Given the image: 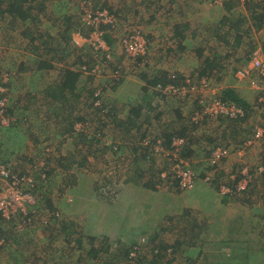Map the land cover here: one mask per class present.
<instances>
[{"label":"rangeland","instance_id":"obj_1","mask_svg":"<svg viewBox=\"0 0 264 264\" xmlns=\"http://www.w3.org/2000/svg\"><path fill=\"white\" fill-rule=\"evenodd\" d=\"M83 1H87L88 4H90L86 15L91 11L90 8L94 7V9H99L103 4V0H43L44 6L42 7L39 3L35 5V8L37 10L40 8L38 10L40 13L43 9L44 15L42 14L40 23H37L36 26L31 25L30 29L28 27L23 29L15 27L16 30H12L10 24L6 25L3 20H0V83L5 78L8 79L7 83L10 81L11 84L9 85H12L10 91L8 89L7 92L9 93L8 98H10V115H7V118H9L8 120H10V123L8 127H3L0 123V165H6L5 167L10 170L13 169V171L17 173L28 168L30 164L29 160H31L32 163H37V161L41 159V165L46 167L45 170L49 174V181L44 188L39 191V194L31 189L29 190V188L23 190V195L26 197L23 201V206L25 208L27 206L28 213L32 211H34L35 214L37 211L40 213L36 216L34 214V219L30 216L29 224L33 221L31 226H27L29 224H26L25 226L27 227H25L17 224L19 223L18 218L21 217V213L19 212L17 215L20 217H16L17 219L14 220L12 216L10 220H6L2 217L1 220L0 218L1 232H8L6 235L8 239H6L7 241L5 240V243H3L0 248V264H111L114 261L118 264H126L124 262V254L131 249V245L139 236L146 240V242L144 240L140 241L141 244H145V251L140 252L141 260L139 264H153L151 261L156 264L161 260L160 256L163 254L166 255V258L169 259L170 257L173 260L172 264H187L186 261H192L194 257L199 260V264H223L224 260H247L248 258V262L255 263L256 260L251 261L250 257L242 255L244 251H237L236 254L234 253L231 256L229 251H222L223 247L219 248V246L214 245L216 241L221 239H234L237 233L240 238L243 237V243L246 245L244 250L248 246L250 254L259 258L256 264H264V238L258 239V234L260 232L264 233L262 227L264 222L261 226L255 225L253 219V215L256 212L254 209L264 210V197L262 196L264 192L263 177H259L253 183L254 189L252 188V191H254L253 194H257V196H250L251 201L247 204L239 200L240 197L227 199L220 197L215 191L218 198L225 201V204L229 205L231 203V205H235L236 207H243L242 210L239 211L236 208L234 211L235 208H233V206L223 205L224 208L214 209L211 212L204 211L201 216L196 218L193 215L191 216V213H185V211H201V208L205 206L203 205L204 201H193L191 195L186 196L187 192H179L174 185L159 184L155 186L156 181L153 178L154 175H156L155 173H159L162 169H164L162 171H166L168 168H164L167 166L164 159L152 157L149 161H138L139 169H136V165H133V163L128 160V157L133 156V154H131L129 150H126L127 148L117 147L120 142V145H132L133 141L136 142L140 139L137 137L140 136L141 133H145L149 138L152 136L162 137L165 134L171 135L176 132L188 134V132L184 131V128H172L173 125L170 123L171 116L169 115L171 111H164L161 108L162 105L169 107L173 104L172 100H167V98H171L168 94L156 93V91L154 92L151 88H147L148 93H151L153 99L145 103V105H142V112L147 116L140 117L138 120V124H142L139 129L141 131L135 129L134 131L133 129L125 131L122 128L119 129L118 125L114 127L110 122L108 123V127L104 126L103 123L97 119L96 115L98 114H96V111L88 106L90 99L85 100V98L89 96L93 90V85H96L95 83L93 84L92 81L95 82L96 80L89 81L87 79L80 85L77 84L76 89L70 90L67 96L69 100L68 105L72 107V119H76L74 118L75 115L89 122V124L86 125L88 127V133L91 135L94 134L93 136L96 139H100L101 142V144L88 145L86 147L79 144L82 143L79 138L68 137L64 140L62 139L63 137L58 135V130L61 125L57 127L54 121L51 120V122H49L48 119H45L46 116L44 114L48 113L49 107H47V111L38 110L39 115L37 117H33L35 113L28 115L27 112L20 107L21 104H25L24 98L26 89H31V92H36L41 89L40 92H42L43 88L51 81H54L57 76L62 73L63 69L68 68L61 63L55 62L53 63V69L48 74L44 75V72L36 73L33 69L36 68V64L39 61L35 59L36 55L34 52L37 50L26 47L30 36L23 37L20 33L27 34L29 32V35L41 37V43L48 42L52 44V47H55L56 40L58 41V36L60 35V26H56L49 14L58 15L60 11H64L65 16L68 15L67 17L75 20L78 18V20H81L83 23V19L86 18L81 8ZM106 2L109 3L110 1L106 0ZM129 3L132 4L133 1L116 0L117 6L123 8V11H121V8L118 9L115 6H112V11L110 10V12H113L115 15L121 14V17L119 16L120 21L117 20L118 29L114 30V34L112 33L113 39L122 36L125 29L130 28H136L143 34L145 26L141 22L142 17L133 16L132 12H127L126 8H128ZM110 7L111 6L107 5V8ZM243 9L244 7L241 6L239 10L246 12L245 9ZM1 22L3 23L1 24ZM161 23L163 24V22ZM156 27L158 28L159 26ZM143 35L148 43L149 53L146 55V60L144 61L146 66L140 71L133 69V61L126 56L119 43H116L114 48L112 46V64L113 66L116 65L112 69L116 68L118 70L120 79L124 78L126 80L130 75H136L141 72L152 79V74L155 72V69H158L160 73L166 72L170 76L172 74H177L176 65L180 62L179 57L176 56L174 52L171 53L168 51L169 49H174V45L170 43L166 45V41L163 39L160 40L159 38H156V41H153L155 38H153V40L147 39L146 33ZM75 37L72 38L70 45L74 47H84L83 49H86L85 47L88 45L85 40H83V38L79 39L77 35H75ZM74 38L75 41L73 40ZM262 40L264 41L263 29L252 32V39L243 40L241 45L235 47L236 49L226 48L222 51H216V48L214 49L217 55H223L220 64L224 65V68L220 75H218L220 79H218V77L214 78L210 85L205 87V89L210 92V95L207 91L203 94H199L197 89L198 95L201 96L197 99L200 107L206 108L212 105V103L217 102L215 100L216 97L221 95L220 91L225 87H230L238 91L240 94L239 96L246 97L255 103L257 99L256 94L258 93H252L250 83L248 82L247 84L246 82H242V78H239L240 75L238 72L241 71V69L247 65V61H249L245 58L247 53L250 54L251 50L257 46L262 47L260 45ZM39 47H44V45H40ZM69 50L72 51L73 49L70 48ZM77 54L83 53L77 52ZM233 54L235 56H232ZM75 57L74 54H71L70 58H67L66 63H64L71 64L70 69L72 71H77V67L73 64L76 63ZM236 59H240L242 62L234 64L233 61ZM55 61L58 60L56 59ZM229 64H231V67L228 68ZM107 67L111 68V65ZM9 70H11V72H8ZM5 71L8 73L2 74V72ZM30 78L33 79L34 82L27 81V79ZM189 78L194 82L196 81L194 77ZM114 80L117 81V79ZM261 82L262 81L259 80V83ZM141 84L142 87L146 88L145 82H141ZM105 85L110 87L112 84L108 83ZM96 86L103 88L104 85L98 82ZM196 87L199 88L198 85ZM135 89L136 87L134 88V86H132L128 91L131 93L135 91ZM40 92L34 93V96L36 97ZM206 93L210 98L205 96ZM27 94L33 96V93L27 92ZM28 99H31V97H28L26 100ZM35 102H37L38 107L40 104L44 103L45 100L43 95L39 97L38 100L31 101V106H33L32 104ZM192 102L193 101H188V104L191 105ZM255 104H258V102ZM147 105L150 107H146ZM122 106H124V109L115 108L117 109V115H115L120 119L125 118L124 114L128 107L124 102L121 104V107ZM180 107L184 108L185 106ZM19 113L21 114L19 115ZM180 115L183 119V124L189 126V113L183 111L180 112ZM261 115L262 111L260 110L251 111L250 116L242 125L243 129L248 133L247 135L251 133L257 121L262 119ZM27 126L29 130L28 133L32 132L35 140L33 136L29 137V134H26L28 141L22 143L19 140L20 146L15 147L14 139H17L19 136L17 133L20 134L19 138L23 136L20 127H22V130H25ZM221 126L225 127V124L221 123ZM12 129L14 130V134L9 136L8 133ZM2 130H4L3 133H1ZM222 130L223 128H220L217 132L221 133ZM46 131L53 133L54 137L56 133L60 138L51 140L49 136H43ZM131 132L134 133L135 138L131 136ZM196 132L197 131H194L195 134ZM200 132L207 134L210 131L209 129L198 130L199 134ZM7 134L8 136H6ZM199 134L198 137L200 136ZM228 134L229 131H227L226 135ZM102 135L104 137H102ZM50 137L52 138V136ZM49 140H51V142H49ZM82 140L84 139L82 138ZM108 140L116 143L115 145L117 146L113 147V150L104 145ZM38 143L46 149V154L43 156H41L38 150L39 148H36ZM78 146H80V148H78ZM5 147L12 151L9 153V157L4 151ZM246 147L241 146L239 148L237 147L238 149L235 148L242 156V163L239 162L240 159L237 163V167L234 166L232 168L226 165V161L230 157L236 156L234 152L235 149L231 151L227 159L222 161L216 171L219 184H227L231 181L232 177L236 175L242 165H247L254 170L252 166L262 163L264 153L253 148L256 154L252 161L253 154L250 153L252 149L248 146ZM231 148H233V146H231ZM7 158H9L10 161H7ZM12 158H14L13 161H11ZM225 167H230L234 170H226ZM28 173L30 172L28 171L27 174ZM6 180L7 179L0 180V194L6 192L5 189L8 185V181ZM63 180L66 182L68 181L69 185L73 187L82 185L83 190L78 192L79 196L69 193V189L65 190L60 183ZM182 193H184V195ZM47 201L53 205L52 213L55 215L58 213L60 217L64 218L62 220L71 221L72 224L78 227L72 236H66L71 233L68 229L66 232H61V224L58 222H53L51 228H49L50 226L45 229L40 227L39 223L47 220L45 218L48 216L45 213L46 206H44V208L42 207L43 203L46 205L45 202ZM185 201H187V203ZM205 202H207V200ZM240 202L242 203L241 206L239 205ZM69 204L71 206H69ZM186 205H190V208H186ZM176 206L178 210H176ZM66 209H70V212L68 213L65 211ZM165 211H169L173 213V215H176L170 217L168 214H165ZM219 211H221V213ZM44 213L47 216H45ZM218 213L220 215L218 218L221 217L227 220V223L216 224L212 222V219H216ZM231 215H234V217H231ZM209 219H211V223L206 222L204 227H202L203 221ZM86 222L88 223L84 224ZM14 224H17L19 229L23 228L22 233L28 232H26L25 235L23 234V236L19 235L16 231L17 227H15ZM253 225L255 228L257 227V231L254 233H252L251 230ZM194 226H199L201 230H196L199 237L195 241V246L192 251H189L192 255H190L188 251H180L177 254L175 248L173 249L174 254H171V251H168L169 253L158 251L159 255L156 256L157 252L153 251L154 249H161L162 245L170 244L169 246H172L176 237H179L182 227L186 229V231H189ZM229 230H232L231 234L227 233ZM89 237L95 238L94 247L99 250L94 256L87 254L88 249H90ZM77 238L82 240L80 249H77L73 242H71V239ZM103 238H107L108 240L103 241ZM253 238H255L256 241H254ZM240 241H242V239H240ZM194 248H197L200 254L197 250L193 251ZM177 249L180 250L179 248ZM207 259L209 260L206 261ZM135 264H137V262ZM191 264L194 263L192 262Z\"/></svg>","mask_w":264,"mask_h":264},{"label":"trees","instance_id":"obj_2","mask_svg":"<svg viewBox=\"0 0 264 264\" xmlns=\"http://www.w3.org/2000/svg\"><path fill=\"white\" fill-rule=\"evenodd\" d=\"M43 0H0V20H3V22L7 25L10 24V26L12 27V30H16L15 27H20V28H31V25L36 26L37 23H40V19L42 17V14L44 15V11L42 9L41 13L40 11H38L35 8L36 4H41L42 7L44 6V2ZM86 2L87 7L90 6V4H87V1H83ZM223 10L225 11V14L220 18L218 24L216 25V31H217V36L220 37V40H223L224 38L228 39L229 41V47L227 48H231V49H236V46H239L243 43V40H249L252 39V32H257L261 29L264 30V0H246V2L244 3V5L242 7H244L246 12H242L240 11V3L238 0H227L225 1L222 6ZM91 11H97V10H102L105 9L109 14L115 16V18L119 20V16L121 17V15H115L113 12L111 13L110 10L112 11L111 8H107L106 4H102V6L99 7V9H94V7L90 8ZM243 9V10H244ZM64 15V16H63ZM50 18L52 19V21L56 24V26H60V35L58 36V41L56 40V45L55 47H52V44L46 42V43H41V37L39 36H32V35H28L27 34H23L22 32L20 33L23 37L25 36H30L28 43L26 44V47H31L35 50H37L35 53L36 58L39 61L36 64V67L39 69L38 71H36V73L39 72H44V75L48 74L52 69H53V63L58 62L61 63L64 66H67L68 68L63 69L62 73H60L59 76H57V78L54 81H51L48 85H46L43 88V98L45 100L44 103L40 104V106L38 107L37 102L33 103L31 106V100L28 99L26 100L30 94H26L25 95V104H21L20 107L23 109H26L25 111H27L28 115H31V113H35L34 116H38L39 112L38 110H46L47 111V107H49V110L47 111V114H44L46 116L45 119H48L49 122L54 121L56 123V126L59 127L61 125V127L58 130V135H60L61 137H63L62 139H66L68 137H74V138H79L80 145L86 147V146H90V145H98L100 140L96 139L93 135H91L90 133H88V127L86 126L87 124H89V122L82 120L79 117H76L74 115V118L76 119H72V107L68 105V92L70 90H75L77 87V84H81L83 81L85 82L87 79L90 81L92 80H97V78L99 77H94L92 75H88L85 71H80V68L85 67L87 69V72H89L93 66L97 63L95 60L98 58V56H96L90 47H85L86 49H82L83 47H74L72 45H70V42L72 40V34L73 33H79L82 37L87 38L88 34L90 33V29H88L87 26H83L81 24V20H78V18L75 20L73 18L67 17L64 14V11H60V14L58 15H54V14H49ZM1 22V24L3 23ZM246 25V26H244ZM57 27V28H58ZM101 28H103V32H104V40L106 41V43L111 47L112 50V46L114 48L115 44L117 43V39H113L112 38V31L110 29V26H102ZM215 28L213 29V34L211 32V30H206L205 32V37L202 38V44L204 43H208L212 40V38H214L215 36ZM247 28V29H246ZM26 32V31H25ZM177 41V39H176ZM252 41V40H251ZM258 43V42H257ZM254 44V43H253ZM44 45V47H39V46ZM188 45H190V42H188ZM260 45L262 47H260L263 52H264V41L262 40ZM254 46V45H253ZM252 47V46H251ZM259 47V46H257ZM72 48L73 50L70 51L69 49ZM187 49V47L183 46L180 44V41L176 42L175 48L174 49H169V52H174L176 54V56H178L177 54H181L183 53V51ZM82 50V51H81ZM81 51V53L83 54H77V52ZM76 56V63H73L76 67H77V71H72L71 68V64H64L67 61V58H70V55ZM170 54V53H168ZM217 54V53H216ZM232 56H235L234 54ZM249 56L250 54L247 53V55L245 56V58L247 60H249ZM146 57V56H145ZM136 58L135 62L132 64L133 69L140 71L141 69H144L146 64H145V60L146 58ZM226 57V56H225ZM58 61H55V60ZM244 59V58H243ZM239 60V61H238ZM219 58L218 55H216V60H209V61H205L199 68L197 71V75L194 77V79L196 80L195 82L191 80V78H183L182 75L180 74H172L171 76L168 75L167 73H163L161 74V76L159 75L160 73H158V71L153 72L152 74V79H150L145 73L141 72L138 73V75L144 79V82L146 83V88H151L154 92L156 91V93H160L158 89L160 88H164L167 86H173V87H178V88H184L188 85H194L197 86L198 84H207L210 85L211 81L214 80V78L220 79V73L222 72V69L224 68V65L218 64ZM36 62V61H35ZM239 62H242L240 59H236L235 61H233L234 64H238ZM232 64V63H231ZM231 64L228 65V68L231 67ZM132 69V70H133ZM113 70V71H112ZM117 70L115 69H111L109 67L105 68V70L103 71L104 74H109L111 71V74L107 75V84L111 83L112 85L109 87L111 89H115L116 87L120 86V84L122 83V79H118L117 81L113 80V73L114 71ZM107 71H109L107 73ZM160 72V71H159ZM132 73V72H131ZM103 75V74H102ZM101 75V76H102ZM82 77V78H81ZM174 77V78H171ZM186 81H188V84H186ZM242 82H246L248 84L249 79L245 78ZM95 83V82H94ZM9 84L10 81L7 83L5 82L2 86L4 87V89L8 92V89L10 91V86ZM96 85H98V83H96ZM93 85V90L91 91V93L89 94V96H87L85 98V100L90 99L88 106L93 109L94 111H96V115L97 119L100 120L103 125L107 126V124L110 122L111 124H113V126L115 127V125L119 126V129L122 128L125 131L134 129L139 130L141 128L142 124H138V120L140 117H145L147 115H144L142 110H143V103L141 101L142 104H139L135 107H131L129 109L128 112H126L125 118L124 119H120L115 115V111L110 108L107 104H103L101 103V99H100V103L98 106H95V101H96V97L95 94L98 91V86ZM104 90L106 89L103 88ZM102 89V90H103ZM148 90V89H147ZM221 95L217 96L216 98L218 99V101H220L222 104H227L230 106H234L235 108H238L240 110H242L243 112V118L242 117H237L236 119H229L228 117L225 118H217L216 120H212L211 117L205 115L203 116L204 118H200V120H198L197 122L193 121V117L198 116V115H204L203 114V110L200 107V105L197 103V100H195V102H192V105L190 107V111L191 114L188 116V122H189V126L186 124H183V119L181 118L179 109H175V110H171V112L169 113V115L171 116L170 118V123L173 125L172 128L174 127H181L184 128L185 132H188V134L186 133H180V132H176L175 134L172 133L170 134H165L162 137H157V136H152V137H147L145 135V133H141L140 136H138V139L136 142L133 141L132 145L131 144H122L117 146V147H124L127 148L126 150H129V152L131 154H133V156L128 157V160L131 161V163H133V165H136V169L138 168V161H149L152 159V157H158V158H162L166 161L167 166L164 168H167L166 171H162L160 170L159 173H155L156 175H154V180L156 181V185H174L179 192H182L179 190V188L176 185V182L174 181H170V176H168V179H162L161 178V174L162 173H168V169H169V164H170V159L171 156H163L160 155L159 152H156L154 149L155 148H160L163 149V152H169L171 153L172 149L171 146L173 144V141L176 139H180L183 141V144L181 146H179V153L176 155L179 159V163L182 162V164L187 165V168L190 169V171L193 173V178L195 179V184L198 182H203L205 183V177H206V173L210 171V167H209V156L210 153L213 149H215L216 146H222V147H226L229 148L231 151L235 148H239L241 147V145L243 144H239L241 142H244L247 137H248V133L243 129V124L246 122V120L248 119V117L250 116V113L252 110L254 111H258L261 110L260 105L258 106V104H255L257 102L258 99V94H256L257 99L255 100V103L252 102L250 99H247L246 97H241L239 96L240 94L238 93V91H235L234 89H231L230 87H225L220 91ZM254 93V92H252ZM8 94H0V99L4 98V97H8ZM3 95V96H1ZM187 95V94H186ZM185 95V96H186ZM171 96L172 99H177L175 96L169 95ZM185 96H180V99H184ZM9 99L8 98V107H7V111L5 109V113L7 112V115L9 114ZM70 99V98H69ZM179 99V100H180ZM186 101H192V99L186 100ZM147 103V102H145ZM146 107H150L149 105H147ZM114 111H112V110ZM209 117V118H208ZM105 120H109V121H105ZM263 120V118L257 121V125L260 124V122ZM92 122V121H91ZM213 122H219V125L216 124L217 127H215L213 129V131L210 129V125L209 123H213ZM221 123L225 124V127H223V132L224 135H217L216 133H218L217 131L222 128L221 127ZM214 124V123H213ZM260 127L262 126V124L259 125ZM252 128V127H250ZM202 129H209V133H202L200 132V134L198 133V130H202ZM194 131H197L196 134L194 133ZM227 131H229V134L226 135ZM90 132V131H89ZM252 133V131H251ZM251 133L249 136H251ZM198 134L200 135L198 137ZM213 134V136H212ZM145 135V136H144ZM131 136H134V133L131 132ZM82 138L84 140H82ZM135 138V136L133 137ZM238 140V141H236ZM220 141V142H218ZM233 144H236L235 146ZM239 146H238V145ZM261 146L260 152L264 153V143H259ZM231 146H233V148H231ZM78 148H80V146H78ZM237 148V149H238ZM131 150V151H130ZM133 152V153H132ZM45 150L43 151V155H45ZM10 155H8L9 157ZM203 156V157H202ZM264 156V154H263ZM205 157V158H204ZM83 159V158H82ZM7 161H10L9 158L6 159ZM14 158H12L11 161H13ZM41 160V159H40ZM37 161V163L35 162H31V160H29V166L27 169H24L22 172H17L15 173L13 171V169H9L10 175H18V176H26L27 172L29 171L31 178L33 179V183H32V189L34 192L39 194V191L41 189L44 188V186L48 183L49 178H48V173L45 170L46 167L44 165H41V161ZM198 160V161H197ZM7 164V163H6ZM3 165V164H2ZM6 166V165H3ZM53 168V167H52ZM50 172V171H49ZM171 175V174H170ZM44 177V178H42ZM262 178V177H261ZM218 182L217 176L215 174V182ZM63 186V188H65V190L69 189V193H70V189L73 187L72 185H69L68 181L66 182L65 180L60 182ZM207 184V183H205ZM215 185V184H214ZM71 186V187H70ZM146 186V184H145ZM254 187L252 184V187L250 189L249 192L244 193L243 195H241L240 199L244 204L249 203L250 200V196H257V194H253L254 191H252ZM252 191V192H251ZM189 192V191H188ZM186 193V192H185ZM248 194V195H247ZM262 196L264 197V194L262 193ZM258 198V197H257ZM46 205H44L43 203V208L44 206H46L45 210H46V215L44 213L45 217L47 220L46 221H41V223H39L40 227L42 229L47 228L48 226H50L49 228H51V224L53 222H58L61 224L60 227V231L61 232H66V230H70L71 233L69 235L66 236H72V234H74L76 232V230L78 229V227L74 224H72L71 221H65L62 220L64 218L60 217V215H55L54 213H52V208L53 205L47 201L45 202ZM254 211H256L253 215V219H254V224L255 225H262L264 222V210H259V209H254ZM188 213V212H187ZM34 211H32L31 213H28V215L26 217H20L17 216V214L13 217L14 219H17L16 217H20L18 218V225L21 224L25 219H29L30 216L34 219ZM37 214H40L39 211L36 212L35 216ZM192 216V215H191ZM190 216V217H191ZM1 218V216H0ZM2 220V218H1ZM33 223V221H32ZM31 223V224H32ZM14 224L15 227H17V232L19 235L23 234L25 235L26 232L22 233L23 228H18V225ZM31 224H29L28 226H31ZM204 223H202V227H204ZM77 228H76V227ZM27 227V226H25ZM263 229H264V225H262ZM15 229V228H14ZM192 229H198L201 230V228L199 226H194ZM206 229V228H204ZM252 233L257 231V227L255 228V226L253 225L251 227ZM232 230L227 231V233L231 234ZM7 231H3L1 232L0 230V248L2 247L3 243H5V240L8 239L6 237L7 235ZM80 234V233H79ZM182 237V235H179V237ZM263 236V237H262ZM179 237H176L175 241H173V245L175 247L169 246V245H162L161 249H154L153 251H156L157 255H159L158 251H165L164 253H169L168 251H171V254L173 253V249L176 248V252L177 254L180 251H191L192 248L195 246L194 243H185L183 242V239H179ZM199 234L197 236H194L193 238L195 239V241L198 239ZM89 246L90 249H88V255H95L98 253V249L94 247V237H89ZM138 239L131 245V249H129L127 251V253L124 254V262L126 264H135L137 262V264H139V261L141 260V251H145V244H141L140 241L143 240V238L137 237ZM264 238V233L260 232L258 234V239ZM24 239V237H23ZM240 239H242V241H240ZM103 241H107V238H103ZM254 241L255 238H253ZM7 241V240H6ZM146 242V240H144ZM192 241V238L191 240ZM194 241V242H195ZM253 241V242H254ZM71 242H73L74 246L77 249H80L82 246V240H80V238L77 239H71ZM210 242V241H209ZM247 242V241H245ZM211 243V242H210ZM215 246H219V247H223L222 251H229V253H231V256L237 251H244L242 255L250 257L251 261L252 260H256V262L259 260V258H257V256L251 255L250 254V249L248 248V246L246 247V249L244 250V247L246 245H244L243 243V237L240 238L238 233L235 235V238L232 240H227V239H221L216 241V243H214ZM179 246V247H178ZM256 246V243H255ZM134 248H137L136 250H134ZM177 248H179L180 250H178ZM191 249V250H190ZM242 249V250H241ZM195 251V249L193 250ZM264 251V249H263ZM262 251V252H263ZM136 253L135 258L134 257H130V254ZM198 253V252H197ZM190 254V253H189ZM200 254V251H199ZM192 255V254H190ZM208 255V254H207ZM240 255V254H238ZM241 255V256H242ZM209 256V255H208ZM223 257V256H222ZM221 257V258H222ZM160 259L158 263L156 264H172L173 260L169 257L166 258V255H161ZM194 260L192 261H186L187 264H191L192 262L194 264L196 263H200L199 260L196 259V257L193 258ZM223 259V258H222ZM225 259V258H224ZM209 259H207L206 261H208ZM249 260V258L247 259ZM247 260H242V259H236V260H224L223 264H256L255 263H251L248 262ZM153 264H155V262L151 261ZM111 264H118L116 261H114ZM261 264V263H260Z\"/></svg>","mask_w":264,"mask_h":264},{"label":"crops","instance_id":"obj_3","mask_svg":"<svg viewBox=\"0 0 264 264\" xmlns=\"http://www.w3.org/2000/svg\"><path fill=\"white\" fill-rule=\"evenodd\" d=\"M109 1L110 2L107 3L106 0H103L102 3L111 6L110 8H112V9H113L112 6H115L118 9L121 8V7L117 6L116 0H109ZM126 1L129 2V0H126ZM131 1H133V3L132 4L129 3L128 8H126V10H127V12H132L133 16H141L142 17L141 22L145 26V28L143 29L144 30L143 34H145V33L147 34V39L153 40V38H155L153 41H156V38L157 39L159 38L160 40L163 39L166 41V45L170 43V44L174 45V47L176 45V42L180 41L181 45L187 47L186 50L184 49L185 51H183V53L177 54L180 62L176 65V70H177V74L182 75L183 78L195 77L197 75L198 68L205 61H209L212 59L216 60L217 54L214 51L215 48H216V51H218V50L222 51V50L226 49L227 47H229L228 46L229 45L228 39L224 38L223 40H220L219 39L220 37L217 36V31L215 28L216 25L218 24L220 18L225 14V11L223 10L222 7H218V6L211 4L210 0H131ZM121 11H123V8H121ZM119 15H121V14H119ZM161 22H163V24ZM156 26H159V27L157 28ZM211 27H212V30H211ZM214 28H215L214 38H212V40L210 42L202 44L201 42L203 41L202 38L205 37V33H206L205 31L211 30V32L213 34ZM75 35H76V33H73L72 38L75 37ZM176 39H177V41H176ZM188 42H190V45H188ZM81 51H79V52H81ZM222 56L218 55V58H219L218 64H220L222 62ZM163 57H165V56H163ZM110 65H111V69L116 66V65L113 66L112 62L110 63ZM33 70L36 72L39 69L36 67ZM155 71H158V73H160L158 69H155ZM8 72H11V70H9ZM8 72L5 71V72H2V74L8 73ZM108 72L109 71H107V73ZM102 74L103 75L100 76L99 78H97V80L95 81V84L98 82H101L104 85L103 88L106 87L105 90L102 87L97 88L98 91L101 92V97H100L101 103L107 104L110 108H112L115 111V114L117 113V111H116L117 109H119V108L124 109V106L121 107V104L123 102L128 106L126 111H125V115H126V112H128L131 107H135L139 104H142L141 101L144 102L143 105H145V102H149V101H151V99H153V96L151 95V93H148V90L146 91L145 87H142L141 82H144V79H142L138 74L130 75L129 77H127L126 80L124 78H122V83L116 89H111L105 85V84H107V81H106L107 75L111 74V71L109 74H104V72ZM161 74L162 73H160L159 75L161 76ZM32 80L33 79H31V78L27 79V81H29V82H34V80L33 81ZM101 80H104V81H101ZM92 83L94 84L93 81H92ZM199 85L200 84H198V86ZM132 86H134V88L136 87L137 90L135 89V91L130 93V91H128V90L131 89ZM40 91H41V89H39V91H36V92H40ZM27 92H29L31 94L33 93V96H31V95L29 96V97H31V99H30L31 101H36L39 99V97H41L43 95L42 92H40L35 97L34 93H36V92H31V89L30 90L26 89L25 95L27 94ZM204 92L205 91L202 90L198 93L203 94ZM198 93L197 92L196 93H189L188 92L184 99H180V97H178L177 99L167 98V100L168 99L172 100L173 104L169 107L162 105L163 107L161 106V108L164 111H171L172 109L175 110L178 108L179 112L186 111L190 115L192 112V111H190V107H191L192 103H191V105H189L188 101H186V100L192 99V101L195 102V100H197L198 97H201L200 95H198ZM207 93L210 95L209 91H207ZM207 93L205 96L210 98V96H208ZM245 94H247V93H245ZM180 102H182V103H180ZM197 103H198V101H197ZM180 106H185V107L181 108ZM115 108H117V109H115ZM26 109H28V108H26ZM26 109H23V110H26ZM183 109H185V110H183ZM20 114L21 113H19V115ZM17 116H18V114H17ZM33 117H37V116L33 115ZM213 123H209V124H212L209 126L211 130L213 128L217 127L216 124L219 125V122H213ZM108 126H109V124H107L106 127H108ZM20 129L23 132V136H21V138H19L20 134L17 133L19 136L17 139H14V146L15 147L20 146L19 140L22 143H25L28 141L26 134H29L28 135L29 137L33 136L32 132L28 133L29 132L28 126L25 130H22V127H20ZM12 130L8 133L9 136L14 134L13 133L14 130L16 131L15 128L13 131ZM253 131H254V127L252 128L251 136H249L250 135L249 134L247 139L244 142L250 141V140L253 141V139H252ZM3 132H4V130L1 131V133H3ZM222 132L223 131H221V133H216V134L217 135L218 134L224 135V133H222ZM8 134L6 136H8ZM43 136H47V137L49 136V138L51 140H55V138H57V139L60 138V137H58V135L56 133H55V137H54L53 133H50L48 131H46V133ZM50 136H52V138ZM102 137H104V136L102 135ZM33 138H34V136H33ZM34 140H35V138H34ZM51 140H49V142H51ZM236 141H238V140H236ZM244 142H241L239 144L243 143L241 145V146H243ZM99 144H101V142H99ZM115 144H116L115 142L108 140V141H106V143L104 145L109 147L110 149H112L113 147L117 146ZM233 145L235 146L236 144H233ZM11 146L13 147L12 144H11ZM260 146L261 145L259 143H255L253 141V144L250 147V149H252L251 150L252 152H250V153L253 154L252 161L254 160L255 154H256L253 151V148L257 149L260 152V149H261ZM36 148H39L38 150H39L40 154L42 155L45 147H42L38 143L36 145ZM4 151L6 152V155H9V153L12 152L11 150H9L6 147L4 148ZM45 151H46V149H45ZM234 152H235L236 156L230 157L226 161V165H228L232 168L234 166L237 167V163L240 159L241 160L239 162L242 163V158H241L242 156L240 155V153L237 152V149H235ZM230 167H225V168H226V170L233 171L234 169H232ZM213 187L214 186H210V185H207V184L202 183V182L196 183L194 188L191 189L189 192H187L186 196L191 195L193 197V201L194 200L197 202H203L204 201L203 205H205V206H204V208L202 207L203 210L201 208V211H185V213H187V212L191 213V215H193L194 217L197 218L198 216L202 215V212H204V211L211 212L214 209H221V208H224L223 205L233 206V208H235L234 211L236 210V208L239 211L242 210L243 207H236L235 205H231V203L229 205L225 204V201H222L220 198H218L217 194L215 193L216 190H214L215 188H213ZM70 190H71L70 191L71 194L79 196L78 192L82 191L83 187H82V185L79 187L74 186ZM182 194L184 195V193H182ZM206 200H207V202H205ZM235 201H239V200H235ZM185 202L187 203V201H185ZM239 205L241 206L242 203L240 202ZM69 206H71V205L69 204ZM186 208H190V205H186ZM176 210H178L177 206H176ZM65 211H67L69 213L70 209H66ZM182 211H183V209H182ZM219 212L221 213V211H219ZM165 214H168L170 217L176 215V214L173 215V213H170L169 211H165ZM219 216L220 215L218 213L216 219L213 218L212 222H215L216 224L227 223V220L222 219L221 217L218 218ZM231 217H234V215H231ZM206 222L211 223V219H209L207 221H203L204 224ZM87 223L88 222H86L84 224H87ZM178 223H179V221H178ZM196 230L197 229H191L189 231H186V229H183V227H182L181 232H180V235H182V237L180 236L179 239L180 240L183 239V242H185V243H193L195 241V239L193 237L198 235V232H196ZM191 238H192V241H190ZM194 244H195V242H194ZM219 248H222V247H219ZM194 249L199 251L197 248H194Z\"/></svg>","mask_w":264,"mask_h":264},{"label":"built area","instance_id":"obj_4","mask_svg":"<svg viewBox=\"0 0 264 264\" xmlns=\"http://www.w3.org/2000/svg\"><path fill=\"white\" fill-rule=\"evenodd\" d=\"M227 0H210L215 6L221 7L222 4ZM240 5L243 6L246 0H238ZM88 4V3H87ZM86 2H83L81 6L82 12L85 13L86 18L83 19V26H87L90 29V33L87 38L82 37L79 33H77V37L79 39L83 38L85 40L88 47L91 48L92 52L98 56L95 60L97 63L93 66V68L87 72L85 67L80 68V71H85L88 75H92L94 77H99L102 75L105 67L110 65L112 62V50L111 47L104 40V30L101 28L102 26H110L111 33L114 34V30L118 29L117 19L115 16L109 14L105 9L90 11L87 15L88 8ZM90 10V9H89ZM76 38V37H75ZM75 38L73 39L75 41ZM117 38V37H116ZM117 43H119L120 47L123 49L126 56L135 62L136 58H143L148 55V43L144 39V35L136 28L125 29L122 36L117 38ZM78 47V46H77ZM247 65L238 72L240 75L239 78H242L243 81L245 78L249 79L251 91L254 93H258V105H260V111H262L263 120L260 122L262 126L259 125L254 126L253 131V141L255 143H264V52L260 47H255L251 50L249 61H247ZM103 70V71H102ZM113 80L118 78L120 79V73L118 70H115L113 73ZM253 77V78H252ZM174 78V77H172ZM237 78V77H236ZM262 81L259 83V80ZM8 79H3L0 83V94H7V91L2 86ZM188 84V81H186ZM205 87H208L207 84H200L199 88L194 85H188L184 88H178L173 86H167L164 88L158 89L160 93L172 95L175 97L185 96L189 93H196L204 90ZM1 95V96H3ZM96 103L95 106H98L100 103L101 92L97 91L95 94ZM8 97H4L0 99V119L3 127H8L10 120L7 118V112L5 113V109L7 111L8 107ZM217 102L212 103V105L205 107H201L204 115H198L193 117V121L197 122L200 118H204L203 116L207 115L211 117L212 120H216L217 118H225L236 119L237 117L243 118L242 110L235 108L234 106H230L227 104H222L218 99H215ZM208 117V118H209ZM253 141H246L242 147H251ZM183 144V141L180 139H176L173 141L171 146V153L163 152V149L155 148L156 152H159L160 155L163 156H171L168 173H162V179H168L170 176V181L176 182L177 187L182 192H188L193 189L195 185V179L193 178V173L187 168V165L179 163V159L176 156L179 153V146ZM243 150V149H242ZM231 153V150L226 147L216 146L213 149L209 156V167L211 168L209 172L206 173L205 183L209 185H214L217 194L220 197L227 199H234L236 197H241L244 193L250 191L252 184L259 178H264V157L262 163L256 164L252 166L254 170H252L247 165H242L240 170L237 171L236 175L232 177V180L227 184H219L215 182V174L217 169L219 168L222 161L227 159ZM254 171V172H253ZM171 174V175H170ZM27 174L26 176H18V175H10L9 169L3 165H0V180L7 179L8 185L5 189L6 192L0 194V216L6 220H10L11 216L13 217L19 212L21 213V217H26L28 215V208L23 206V201L26 197L23 195L24 189H32L33 179H30L31 176ZM258 176V177H257ZM44 178V177H42ZM1 183V181H0ZM230 184V185H228ZM26 189V190H27ZM264 194V192H263ZM18 216V215H17ZM30 223V218L25 219L20 225L25 226ZM28 226V225H27ZM137 248H134L136 250ZM136 255L131 253L130 257H134ZM135 258V257H134Z\"/></svg>","mask_w":264,"mask_h":264},{"label":"clouds","instance_id":"obj_5","mask_svg":"<svg viewBox=\"0 0 264 264\" xmlns=\"http://www.w3.org/2000/svg\"><path fill=\"white\" fill-rule=\"evenodd\" d=\"M209 185V184H208ZM212 186H214V185H212ZM215 188V187H214ZM216 190V189H215Z\"/></svg>","mask_w":264,"mask_h":264}]
</instances>
